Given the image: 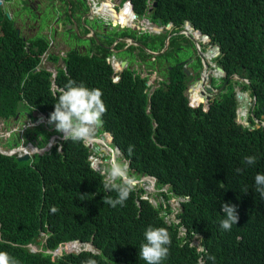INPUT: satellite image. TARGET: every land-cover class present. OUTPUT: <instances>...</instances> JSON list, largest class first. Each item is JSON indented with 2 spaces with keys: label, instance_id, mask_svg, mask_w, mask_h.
Returning a JSON list of instances; mask_svg holds the SVG:
<instances>
[{
  "label": "trees",
  "instance_id": "trees-1",
  "mask_svg": "<svg viewBox=\"0 0 264 264\" xmlns=\"http://www.w3.org/2000/svg\"><path fill=\"white\" fill-rule=\"evenodd\" d=\"M130 1L135 13L144 11L145 0ZM149 13L154 23L158 18L157 25L169 22L171 31L179 30L186 20L208 36L210 45H217L211 59L223 70L218 83L225 80L226 84L209 99L206 109L186 103L187 76L180 62L165 67L168 81L159 79L146 95V74L124 67L112 81L111 67L102 55L68 50L64 69L59 68L53 78L58 88H50L49 71L34 69L45 39L40 34L21 38L0 10L2 122L32 109L49 116L58 90L69 79L84 82L102 91L107 112L100 129L129 159L130 174L153 176L156 189L166 186L158 191L162 200L156 205L141 197L143 189L138 185L124 206L113 208L102 199L115 198L116 193L104 190L103 177L91 170L89 151L81 143L62 138L47 152L24 160L0 153V250L19 264H82L89 258L97 264H145L139 248L149 225L170 233L169 255L162 264H264V200L254 185V176L264 173V125L253 121L264 117V0H155ZM161 38L159 33L154 39L158 49ZM181 40H186L182 34L170 36L168 49L155 60L156 68L162 56L183 51ZM131 48L139 49L137 56L144 65H152L144 62V51L129 44ZM192 52L196 69L200 61L193 48ZM232 73L247 82L226 79ZM209 75L206 70V80ZM238 84L253 97L245 115L247 125L235 120L233 86ZM200 86L198 81L190 88L191 103L202 96ZM238 113L244 115V107ZM129 145L135 146L131 157ZM246 156H255L256 163L245 164ZM170 196L183 198L174 213L176 221L166 218L171 212L166 202ZM222 203L237 206L239 220L230 231L219 227ZM194 237L197 244L192 242ZM71 239L89 241L101 255L84 249L50 258L46 249ZM27 243L37 249L29 250ZM64 247L70 250L69 244ZM78 247L77 243L71 248Z\"/></svg>",
  "mask_w": 264,
  "mask_h": 264
},
{
  "label": "clouds",
  "instance_id": "clouds-1",
  "mask_svg": "<svg viewBox=\"0 0 264 264\" xmlns=\"http://www.w3.org/2000/svg\"><path fill=\"white\" fill-rule=\"evenodd\" d=\"M169 26H170V23H169L168 27ZM182 27H183V24H182ZM182 27L179 30H181ZM177 31L178 30H176L175 32H177ZM175 34H182L183 36H185L182 32L175 33ZM48 37H49V34H47L46 39L44 38L46 41V47L43 51H41L39 53V61L36 64V66L34 67V69H38V68L43 67L44 69L49 71V78H50L49 86H50V88H53V87L58 88L56 86V84L54 83V80H53L54 75H55L57 70L55 71L51 68L41 66L40 63L43 61L44 58L51 59L49 57L50 55L54 56L53 59H55V58L57 59L58 57L65 58L66 53H65V55H61L59 50H56V51L51 50V48L48 47V45H47ZM196 38L198 41V46L201 44L202 41L206 40V43L209 42L208 36L206 38H203V37H201V35H198ZM187 42L190 43L188 40H187ZM127 44H132V43H127ZM203 46L205 49V44H203ZM209 46L212 48L214 47V45H210V44H209ZM199 49H200V47H199ZM201 51L207 54V52H205L203 50H201ZM213 51H214V48H213ZM211 54H208V59H211L214 56V55L212 56ZM83 55L90 56L91 54L83 53ZM205 60H207L206 57H205ZM105 61H107V63L111 67V71H112L111 72V80L112 81L116 80L117 72L122 69L119 67L118 61L114 60V58H112V59L106 58ZM210 61H212V59L207 60V62L205 61L206 70H209V69H207V67H210L211 70L216 75L215 77H221L223 73L219 74L214 67V65H216L214 63V61H213V64H209ZM116 65H118V67H116ZM182 65H184V64L182 63ZM184 67H185V69L188 70V68H186V63L184 65ZM200 67H201V64H200ZM200 67H198L196 69H200ZM60 68L64 69V66L60 67ZM113 72H116V73L114 74ZM150 72L151 71H149L148 73L146 72L145 74L147 75ZM154 72H155V74L157 73L156 70ZM189 74H190V72L188 71L187 75H189ZM194 74H196V73H193V75ZM158 77H159V75H158ZM209 77H210V75H209ZM209 77L206 80L208 85H209V80H210ZM147 79H148V84L145 86L148 89L152 90V88L156 85V82L160 78L155 77V83L154 84H152L149 81V78H146V80ZM226 79H227V77H226ZM230 79H236V78H230ZM192 81H194V78ZM238 81H240V80H238ZM190 83H186V87L188 86L187 84H190ZM220 83H218V84H220ZM149 86H151V88H149ZM212 87H216V86H212ZM58 91H59V94L56 98V102L54 103V110L49 114V116L40 110L32 109L30 111L31 112L30 118L33 119L34 123H41L43 126H47L48 129L51 127L50 129L53 130V133L55 135H62L60 138H55V143L59 139L63 138L64 140H70L73 143L83 144L89 151V153L87 155V159H88V162L91 163V166L89 165L91 167V170L98 172L99 175L101 177H103L102 185H103L104 190L106 192H109V193H112V192L116 193L115 198H113L111 195L103 196L102 203L107 204L113 208L117 207L118 205L121 207L124 206L125 202L129 198L130 194L132 193V191H134L135 186H138V185H135L134 178L138 179L141 174L138 175L137 177H133L130 174V161H129V159L125 158L123 156V154L119 151V149L113 148L114 145H112L110 142L111 141L110 134L106 130L100 129V127L103 124L102 117L107 112V107H106V105L102 99V97H103L102 91L98 88H89L84 84V82L77 83L75 80H72V79H69L67 81V83L64 85V87L59 89ZM185 91H186V94L188 97V98L186 97V103L191 107L195 106V104H193L191 102L189 104V102H188V100H190L189 99V92L186 88H185ZM242 91H244V90H242ZM250 100H251V105H252L253 104V97H250ZM198 104H202L203 109H205L203 103H198ZM198 104H196V105H198ZM235 110L238 111L237 106H236ZM145 111H147V108H145ZM245 115L246 114L244 113V118H245ZM240 118H241V114H239V117L237 118V120H239ZM24 119H25V113L23 112V114L19 116V120H21L23 122ZM262 119L261 120L257 119L258 123L254 122V124L255 125L260 124V122H262ZM261 125H264V124H261ZM4 126H6L5 123L0 121V130H1V128H4L5 130L8 129L9 130L8 132H12V131H18L20 129V127L18 126L17 123L11 124L7 127H4ZM12 134L14 135V134H16V132H12L11 135ZM55 135H51L50 139L54 138L53 136H55ZM20 141L21 142H19V143L12 144L10 147H15V146L23 147L22 151H25L29 155V157H27V159H30L35 153L37 154V152H39L38 149L35 148V146L40 147L41 145L37 146V145H34L32 143H29V142L25 143V141H27L25 139H23V140L20 139ZM55 143H53L51 145H54ZM86 144H89V146H87ZM32 146L34 148H32ZM50 146H49V148H50ZM92 146H95V150H101L104 154H108V157L106 159H99L98 160L96 157L92 156L91 154H94V151H95V150L94 151L90 150V147H92ZM10 147H8V148H10ZM134 147H135L134 145L128 146V148H127L128 157H131L133 155ZM5 149H7V148L2 149L0 147V150H5ZM48 149L45 152H47ZM22 151H19L18 155H21ZM95 152H98V151H95ZM41 153H43V152H41ZM41 153H38V154H41ZM3 154H5V153H3ZM10 154L15 155V153H10ZM15 158H16V156H15ZM89 159L91 161H89ZM256 161H257V158L255 156L244 157V163L249 165V166L254 165L256 163ZM237 171L239 172L240 169H237ZM145 175H147V174H145ZM138 180H141V179H138ZM254 185H255V192L259 194V196L261 197L262 200H264V173H257L254 176ZM153 186H154V181L152 180V187ZM163 186H165V185H163ZM222 186H223V184L221 183V187ZM152 187L150 189H152ZM142 189H143V193H142L141 197H145L146 199H148V201H150L151 204H153L151 202V200L149 199V197L144 196L148 189H145V187L144 188L142 187ZM247 191H248V189L244 190L245 193ZM173 199H176L175 203L177 205V207H176V210H177V209H179V207H178L179 201H181V199H183V198L178 197V196H170L167 198L166 201H169V200L171 201ZM179 206H180V204H179ZM53 211H58V209L53 208ZM220 211L223 215V218L219 221V227L221 229H223L224 231H230L232 226L236 225L238 223V220H239V216H238V212H237V206L234 204L222 203L220 206ZM172 220L176 221V217L174 216V213L172 215ZM143 237H144V242H142L140 244L139 258L141 260H143L145 262V264H162V262L164 260H166L168 255H169V248H170V245L172 242L169 231L164 227H154V226L149 225L144 230ZM194 238L197 239L196 237H194ZM74 240H78V239L61 241L56 245L55 248H53L52 250L46 249V251H50V256H52L50 258H53L56 255H62V254H66V253H76L79 250L87 249V248H83L84 246L82 243H84L85 241L78 240L79 241L78 244L80 245V247H78L75 250H66L64 247V244L72 242ZM197 242H198V240H197ZM197 242L196 243L193 242V243L197 244ZM30 245H32V244L27 243L29 250H32V249H30ZM36 249H37V246L34 248V250H36ZM58 249L61 250L60 253H57ZM89 250H91V249H89ZM200 251H204V249L201 248ZM0 264H19V262L14 256L10 255L9 252L0 250ZM82 264H97V261L95 259L89 258V259L83 261Z\"/></svg>",
  "mask_w": 264,
  "mask_h": 264
},
{
  "label": "flooded vegetation",
  "instance_id": "flooded-vegetation-1",
  "mask_svg": "<svg viewBox=\"0 0 264 264\" xmlns=\"http://www.w3.org/2000/svg\"><path fill=\"white\" fill-rule=\"evenodd\" d=\"M24 2L38 17L40 13L44 14V25L39 27V34L46 39L47 34H49L47 45L51 48V50L59 49L61 55H65L68 50H73L77 53H88L96 56H103V59L106 60L114 58V60L119 61L120 59H124L123 67H128L135 69L133 66L134 62L138 61V48L128 49L129 44L124 42L125 38H133L141 42L146 48L149 50H160L162 52L165 49H168V42L170 40V36L174 35L175 31H171L170 26H161L159 25L158 31H153L148 23H153V25H157L154 23L149 16V11L151 10V1L145 0V8L141 14H137L134 12L132 8V4L130 0H92L93 5L91 6L90 0H21ZM128 1V2H127ZM12 4L14 5V0H0V10L5 13H10L12 10ZM127 9L128 11H123ZM93 10H98L100 13H95ZM125 13L128 16H125ZM133 13L134 16L131 17L130 14ZM127 17L129 20L135 23L133 28L129 27H118L116 24H112V19H115L117 16ZM26 21H28V14L24 13L21 15ZM37 17H31V21L27 23H35ZM145 21H144V20ZM158 19V18H156ZM143 28L140 29V27ZM23 29L29 30L30 36H32V31L25 27V25L20 26ZM20 27L15 26L17 32L20 33ZM44 29V30H43ZM34 30V29H33ZM149 30V31H148ZM143 33L144 36H143ZM161 33V46L156 48L154 45L155 37ZM28 35V36H29ZM132 35V36H130ZM196 35L195 37H197ZM166 37V45L163 46V40ZM23 38V37H22ZM79 41H84L83 43H79ZM122 43V45L117 46V43ZM180 43L182 45L188 44L187 40H181ZM28 45V42H26ZM139 47V46H137ZM180 48L176 46V48ZM188 47H190L188 45ZM140 48V47H139ZM141 49V48H140ZM122 50L121 52H118ZM142 50V49H141ZM108 51V52H106ZM143 51V50H142ZM104 52V53H103ZM146 53V52H144ZM151 55L147 54L148 59L151 61L153 68L156 72L159 73L160 79L164 78L167 82V74L165 67L170 68L171 64L183 63L185 65L186 62L190 61V56L187 57H179L176 51H172V55L169 56V61L166 56H162L160 58L161 62H159L157 68L155 64V60L159 58L160 54ZM132 55V56H129ZM116 58V59H115ZM138 58V59H137ZM140 60V59H139ZM67 63V55L65 58L58 57L57 59H46L40 63L41 66L51 68L53 70H58L60 67H63ZM137 70V69H136ZM195 70V69H194ZM193 70V71H194ZM191 71V70H190ZM146 73V72H145ZM193 74V72L191 71ZM155 74V72H154ZM202 78H204L205 71L201 72ZM155 79V77H154ZM150 81V79H149ZM192 87V86H191ZM201 87V86H200ZM15 116L12 120L7 121L5 125L9 126L11 124L17 123L20 129L18 130L20 136L16 134H12L7 140L8 143L16 144L21 142L20 139H25L34 145L38 144L36 142H40L43 145L48 139H50L51 135H55L53 130H49L47 126H43L41 123H34L31 117V112H25V119L23 122L19 120V117ZM2 122V119H0ZM33 126H37L36 133L31 132L29 129ZM30 132V133H29ZM43 134H45L44 139ZM33 136L34 138H28ZM32 140V141H31ZM97 149V148H96ZM103 153V152H102ZM104 154V153H103Z\"/></svg>",
  "mask_w": 264,
  "mask_h": 264
},
{
  "label": "rangeland",
  "instance_id": "rangeland-1",
  "mask_svg": "<svg viewBox=\"0 0 264 264\" xmlns=\"http://www.w3.org/2000/svg\"><path fill=\"white\" fill-rule=\"evenodd\" d=\"M11 7H12V10H11L10 13H6V17H8L11 20V23H12V25L14 27L15 26L20 27L21 25L24 24L25 27L29 28L32 31V36L31 37H33V35L39 34V30H40L39 27H42L44 25V23H45L44 20H43V18H44V14L43 13L44 12L43 13H40L38 15V17H37V15L24 2H22L21 0H14V5L12 4ZM24 13L25 14L26 13L28 14V21H26L21 16ZM31 17H34V18L37 17V20H36L35 23H27V22H30L31 21ZM20 33H21V38L22 37L23 38L30 37L29 30H26V29H23V28L20 27ZM83 42L84 41H79V43H83ZM201 44H205V49H201L200 48L201 50L207 52L208 54H211L213 52V48L210 47L208 43H206V40L205 41H202ZM56 50H59V49H55V51ZM121 51L122 50H119L118 52H121ZM175 51H176V53L178 54L179 57H185V56L189 57L190 56V61L189 62H186V68H188V71L190 72V74L189 75H185V76H187V78H188L190 75H192L194 77V79L197 78L198 77V70L199 69L196 70V74L193 75L191 73V71L192 72L195 71L194 70V67H193V62L195 60V57H194L193 52H192V47H188V45L184 44L183 51H181L180 49H176ZM195 54L198 56V54H197L196 51H195ZM129 56H132V55H129ZM144 57H147V60H144V62H146L147 64H152L151 61L148 59V56L147 55L144 56ZM166 58L169 61V56H166ZM208 60H211V59H208ZM204 61L207 62V60H205V58H204ZM169 63L171 64V62H169ZM133 66L135 67V71L137 69L139 75H143V74H145V72L151 71L149 74H147V78L150 79V82L152 84L155 83L154 77L158 78V75H156V74L154 75L153 72L155 71V69L153 68L152 65L151 66L150 65H144L143 61L138 59V61L134 62ZM207 69H209V73H210L209 85L214 86L215 84H217L219 82L220 77H215L216 75L214 74V72L211 70L210 67H207ZM113 73L115 74L116 72H113ZM187 85H190L191 86V83L190 84H187ZM239 86H240L239 84L233 86L234 92H238V94H239V96H235L236 97V101H237V109L239 110L242 107H244V112L246 114V112L248 111L249 107H251V100H250V97H249V91H248V89L242 91V90L239 89ZM184 93H185V95L187 97L186 91ZM262 123L264 124V118L262 119ZM7 126H4V127H7ZM37 128H38L37 126H33L29 130L31 132H33V133H36L37 132L36 131ZM50 128H49V130H50ZM8 131H9L8 129L5 130L4 128H1V130H0V147L2 149L3 148H8V147L11 146V144L8 143L7 140L11 136V133L12 132H16V135L17 136H20L19 131H12V132H8ZM28 138H34V137L33 136H30ZM38 143H39V141H38ZM50 143L51 144L55 143V138H51L50 139ZM54 145H56V143ZM95 151H98V152H95ZM95 151H94V154H91V155L94 156V157H96L98 160L99 159H106L108 157V154H103L101 150H95ZM89 161H91V160L89 159ZM88 164L91 166V163L90 162H88ZM142 183L143 182L141 180H136L135 181V185H140V186H142L144 188V186L142 185ZM153 187H152V189L147 190L144 196L149 197V199L151 200V202L153 203V205H156L159 201L162 200L161 196L158 194V190L165 191V186L160 187V189H156L155 187L154 188ZM175 200L176 199H173L171 201L170 200L169 201H166L167 204H168V206H169V208L171 209V212L167 214L166 218H169V219L171 218L172 219V215H173V213H175L176 207H177V205L175 203ZM192 242L196 243L197 242V239L194 238V240ZM35 247L36 246H34L33 244L30 245V249H32V250H34ZM69 247H70V245H69Z\"/></svg>",
  "mask_w": 264,
  "mask_h": 264
},
{
  "label": "water",
  "instance_id": "water-1",
  "mask_svg": "<svg viewBox=\"0 0 264 264\" xmlns=\"http://www.w3.org/2000/svg\"><path fill=\"white\" fill-rule=\"evenodd\" d=\"M127 2H128V1H127ZM89 4H90L91 6L93 5L92 0H90V3H89ZM154 5H155V0H152V1H151V6H154ZM123 11H128V10H127V9H124ZM93 12H95V13H100L98 10H93ZM100 14H101V13H100ZM130 16L133 17L134 14L131 13ZM143 20H144V19H143ZM144 21H145V20H144ZM111 22H112V24H116V25H117L118 27H120V28H122V27H129V28L131 27V28H133L134 26H137V25H135L134 22H132L131 20H129L127 17L121 16V15L117 16L115 19H112ZM155 23H156V24L159 23L158 19L155 20ZM168 25H169V22H166V23H165V26H168ZM148 26H150L151 29H152L153 31H158L159 28H160L159 25H153V23H148ZM141 28H143V26H141L140 29H141ZM185 28H186V29H185ZM148 31H149V30H148ZM190 31H191V32H190ZM16 32H17V30H16ZM179 32H182V33L186 36V39L192 44V48H193L194 51H196L197 54H198V57H199V60H200V64H201V67H200V69L198 70V77L195 78L194 81H192L194 77H193L192 75H190V76L186 79V83H190V82H191V86H193V85L196 84L198 81H201V87H202V89H201L200 93L202 94V96L200 95V97H199V99H198V102H197V103H193V104L196 105V104H198V103H203L204 108L206 109L207 106H208V101H209V99H211L214 95H216V93H218L220 90H222V87L225 85L226 81H225V80L222 81L217 87H212V86L208 85L206 79H205V78H202V76H201V72L206 70V63H205V61H204V58L206 57V53L202 52V51L199 49L198 41H197V38H196L195 36H196V35H201V37L206 38L207 35H206L205 33H204V34H203V33L201 34L197 29H194L190 24H188V22H187L186 20L183 21V27H182L181 30H178L177 32H172V33H179ZM163 41H164V42H163V46H162V47H165V45H166V37H165V39H164ZM124 42H126V43H132V44H134V45H137V46H139L144 52H146V53H148V54H151L152 56L161 53V52H162V49H163V48H162V49H160V50H149L148 48H146V47H145L141 42H139L138 40H135V39H133V38H128V37L124 39ZM213 48H214V51H213V53L211 54L212 56L215 55V54L217 53V45H214ZM115 59H116V58H115ZM123 64H124V59H120V60L118 61V65H119V67L122 68V67H123ZM209 64H213V61H210ZM214 67H215V69L217 70V72H218L219 74H220V73H221V74L223 73V70H222L221 67H219L218 65H214ZM182 69L184 70L185 74L187 75V74H188V70L185 69L184 65H182ZM196 70H197V69H195V71H194L193 73H196ZM226 77H227V78H236V79H238V80H240V81L247 82V80H246L244 77H242V76H240V75H238V74H236V73L229 74V75H227ZM147 84H148V80L145 81V85H147ZM151 86H152V85H151ZM151 86H149V88H151ZM191 86L188 85V86L186 87V89H187V90H190ZM149 92H150V89H148L146 95H148ZM234 94H235V96H239L238 92H234ZM262 107H263V106H262ZM238 117H239V113H238V111L235 110V119L237 120ZM237 121H239L242 125H247V121H246V119L244 118V115H243V114H241V118H240L239 120H237ZM253 121H254L255 123H258V121H257L256 118H253ZM260 124H263V123L260 122ZM61 136H62V135H55V136H53V137H54V138H60ZM50 145H51V143H50V139H48V140H47L43 145H41L40 147H36V146H35V148H37L38 151H39V152H37V154H38V153H41V152H45V151L49 148ZM86 145L89 146V144H86ZM113 148L118 149L116 146H113ZM22 149H23V147L15 146V147L7 148V149H5V150H0V152H1V153H5V154L15 153V156H16V159H17V160H20V159H23V160H24V159H27V157H29V155H28L25 151H22ZM90 150H91V151H94V150H95V146L90 147ZM19 151H22L21 155H18V152H19ZM143 177L151 178V179L154 181V179H153L152 176H150V175H145V174H141V175L139 176L138 179H142ZM138 179H135V178H134V182H135L136 180H138ZM178 207H180L179 204H178ZM74 241L79 242L78 240H74ZM82 244H83V246H84L83 248L91 249L92 252H96V253H98L99 255H101L100 250L97 249V248H95V247H92V245H91V243H90L89 241H85V242L82 243ZM60 252H61V250L58 249V250H57V253H60ZM50 257H52V256H50Z\"/></svg>",
  "mask_w": 264,
  "mask_h": 264
},
{
  "label": "bare ground",
  "instance_id": "bare-ground-1",
  "mask_svg": "<svg viewBox=\"0 0 264 264\" xmlns=\"http://www.w3.org/2000/svg\"><path fill=\"white\" fill-rule=\"evenodd\" d=\"M204 78H206V70H205V75H204ZM201 89H202V87H201ZM32 148H34L33 146H32ZM141 181L143 182L142 183V185L144 186V187H146L145 189H150L151 187H152V179L151 178H147V177H143L142 179H141ZM154 188V187H153ZM78 242H76V241H72V242H69V243H67V244H69L70 245V250H72V245L73 244H77Z\"/></svg>",
  "mask_w": 264,
  "mask_h": 264
},
{
  "label": "built area",
  "instance_id": "built-area-1",
  "mask_svg": "<svg viewBox=\"0 0 264 264\" xmlns=\"http://www.w3.org/2000/svg\"><path fill=\"white\" fill-rule=\"evenodd\" d=\"M188 92H189V90H188ZM188 102H189V104H190V100H188Z\"/></svg>",
  "mask_w": 264,
  "mask_h": 264
}]
</instances>
